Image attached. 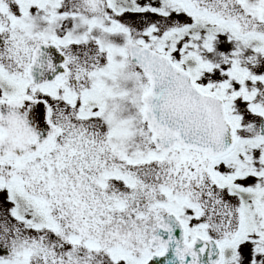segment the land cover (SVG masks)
Masks as SVG:
<instances>
[{
  "label": "snow or ice",
  "instance_id": "snow-or-ice-1",
  "mask_svg": "<svg viewBox=\"0 0 264 264\" xmlns=\"http://www.w3.org/2000/svg\"><path fill=\"white\" fill-rule=\"evenodd\" d=\"M0 264H264V0H0Z\"/></svg>",
  "mask_w": 264,
  "mask_h": 264
}]
</instances>
